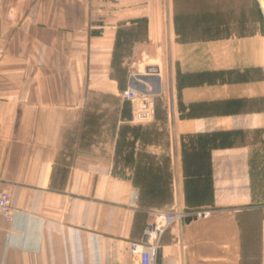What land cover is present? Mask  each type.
Instances as JSON below:
<instances>
[{"label":"crops","instance_id":"obj_1","mask_svg":"<svg viewBox=\"0 0 264 264\" xmlns=\"http://www.w3.org/2000/svg\"><path fill=\"white\" fill-rule=\"evenodd\" d=\"M178 1L0 0V264H136L173 207L212 212L167 228L157 264H264V31L184 38L236 15ZM151 63L135 124L123 91Z\"/></svg>","mask_w":264,"mask_h":264},{"label":"built area","instance_id":"obj_2","mask_svg":"<svg viewBox=\"0 0 264 264\" xmlns=\"http://www.w3.org/2000/svg\"><path fill=\"white\" fill-rule=\"evenodd\" d=\"M147 68L156 73V64H148L143 73H133L131 84L123 91V97L130 102L132 107L131 122L145 124L155 117L157 89L148 87L140 79V75L146 74ZM154 74V73H153ZM152 74V75H153ZM210 209H182L173 207L167 210H153L150 212L151 220L146 226L144 237L141 241H135L130 245L131 253L136 257V264H157L160 248V237L163 232L175 222L186 217H207ZM15 208L12 206V195L8 188L0 189V217L12 222L15 217Z\"/></svg>","mask_w":264,"mask_h":264},{"label":"rangeland","instance_id":"obj_3","mask_svg":"<svg viewBox=\"0 0 264 264\" xmlns=\"http://www.w3.org/2000/svg\"><path fill=\"white\" fill-rule=\"evenodd\" d=\"M229 1L228 6L232 9L231 14L236 15V17L231 16L218 17L216 19H203L204 23H216L218 25H214L213 29L210 28L206 31H204L205 29L203 28L200 35H198L197 31L199 24H201V18L191 16L190 18L181 19L182 36L184 38H196L201 35L204 36L205 33H215V30L218 31V34H220V32L225 33L230 30L229 28L231 26L236 27L238 32L264 31V0ZM178 3L183 4L193 14H195V11L193 10L197 9L198 5L201 6V0H184L183 2L178 1ZM176 21L178 22V19H176ZM175 25L178 26L176 23ZM146 66H141L140 68L145 70Z\"/></svg>","mask_w":264,"mask_h":264},{"label":"water","instance_id":"obj_4","mask_svg":"<svg viewBox=\"0 0 264 264\" xmlns=\"http://www.w3.org/2000/svg\"><path fill=\"white\" fill-rule=\"evenodd\" d=\"M158 72V69H156V73ZM155 74V72H152L151 70H150V68H147V72H146V74H143V75H140V79H142V80H151L152 79V74ZM195 218H197V217H191V216H188V217H186V221H191L192 219H195Z\"/></svg>","mask_w":264,"mask_h":264},{"label":"bare ground","instance_id":"obj_5","mask_svg":"<svg viewBox=\"0 0 264 264\" xmlns=\"http://www.w3.org/2000/svg\"><path fill=\"white\" fill-rule=\"evenodd\" d=\"M263 3V2H262Z\"/></svg>","mask_w":264,"mask_h":264}]
</instances>
